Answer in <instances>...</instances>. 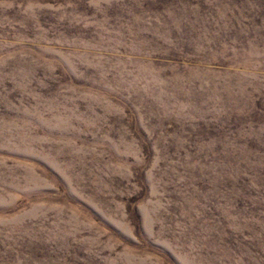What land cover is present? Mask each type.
I'll return each mask as SVG.
<instances>
[{
    "label": "rangeland",
    "instance_id": "obj_1",
    "mask_svg": "<svg viewBox=\"0 0 264 264\" xmlns=\"http://www.w3.org/2000/svg\"><path fill=\"white\" fill-rule=\"evenodd\" d=\"M0 264H264V0H0Z\"/></svg>",
    "mask_w": 264,
    "mask_h": 264
}]
</instances>
